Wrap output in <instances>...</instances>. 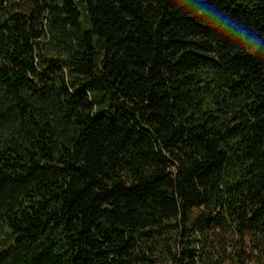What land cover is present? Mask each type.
I'll list each match as a JSON object with an SVG mask.
<instances>
[{
    "label": "trees",
    "instance_id": "obj_1",
    "mask_svg": "<svg viewBox=\"0 0 264 264\" xmlns=\"http://www.w3.org/2000/svg\"><path fill=\"white\" fill-rule=\"evenodd\" d=\"M0 264H264V0H0Z\"/></svg>",
    "mask_w": 264,
    "mask_h": 264
}]
</instances>
